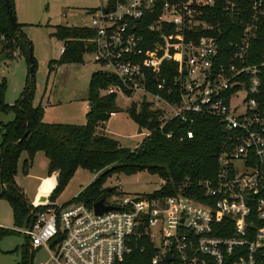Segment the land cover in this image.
Masks as SVG:
<instances>
[{"label":"built area","instance_id":"2783aa9c","mask_svg":"<svg viewBox=\"0 0 264 264\" xmlns=\"http://www.w3.org/2000/svg\"><path fill=\"white\" fill-rule=\"evenodd\" d=\"M89 13L86 53L119 79L101 93H142L163 124L217 118L219 168L200 182L206 202L127 195L96 213L44 201L23 230L33 253L45 250L40 264H118L144 236L151 264H264V0H103Z\"/></svg>","mask_w":264,"mask_h":264},{"label":"trees","instance_id":"16d2710c","mask_svg":"<svg viewBox=\"0 0 264 264\" xmlns=\"http://www.w3.org/2000/svg\"><path fill=\"white\" fill-rule=\"evenodd\" d=\"M10 3L16 17L15 0H10ZM0 33L11 40V43L14 42L15 47L27 53V62L30 65L29 51L32 42L23 30V23L18 22L17 29L13 28L5 0H0ZM152 34L147 33L149 36H153ZM55 35L66 44L60 63H81L90 49L86 39L92 37L94 31L83 26L73 28L59 25ZM69 37L73 39L67 41ZM224 43L230 44V40L225 37ZM168 66L174 68L175 63L164 64V75L167 74ZM172 75L168 74V77L171 78ZM118 82V78L102 70L92 74L88 94L89 111L83 124L45 121L44 107L35 106L33 103V80L27 79L14 104L5 101L8 81L3 79L0 82V113L15 114L13 120L0 122V197L10 202L15 216L25 218L27 225L33 219L32 209L43 210L44 207H34L29 203L17 183L19 160L24 151L28 153V158L24 161L26 171L34 155L43 151L49 160L48 175L57 173V184L48 194L47 201L51 203L57 199L79 168L94 174L101 171V174L72 203L85 202L92 207L101 198L106 201L109 193L115 191V188L103 187L111 172L133 174L139 171L158 175L163 181L159 190L147 194L149 197L181 193L203 202L207 201L205 189L200 182L203 179H215L218 172V156L223 139L220 121L213 116L196 115L191 122L175 118L163 124V111L152 109L148 102L143 103L141 108L134 105L128 109L129 115L150 134L132 150L106 133L98 132V127L109 120L111 113L120 110L116 104L117 94L104 95L101 90ZM150 89L155 90L154 84ZM141 109H144L143 114H140ZM26 130L29 133L23 138ZM188 132H192L191 137ZM169 133L172 136L169 137ZM9 232L0 228V238ZM139 244V247L134 248L118 264H151L154 248L149 238L142 237ZM142 247L144 251H141ZM33 257L34 253L27 242L17 264H32Z\"/></svg>","mask_w":264,"mask_h":264},{"label":"rangeland","instance_id":"374dc122","mask_svg":"<svg viewBox=\"0 0 264 264\" xmlns=\"http://www.w3.org/2000/svg\"><path fill=\"white\" fill-rule=\"evenodd\" d=\"M103 0H15L17 22L23 23V30L32 42L35 60L34 76L30 75V65L27 53L11 40H0V82L8 81L5 90V101L14 104L22 93L27 79L34 81L35 106L44 107V119L47 122L85 123V115L89 111V88L91 76L102 70L92 55L86 53L81 63H60L61 48L65 41L55 35L57 26L64 25L76 28L83 26L90 17L89 10L97 8ZM69 37L67 41L72 40ZM105 92V91H104ZM150 98L142 93L131 96L118 94L116 104L120 109L109 120L98 127V132H104L130 149L139 146L147 136L138 133L139 124L129 115L132 106L141 108L143 103H149ZM13 112L0 113V122L13 120ZM28 158L26 151L22 152L16 180L23 189L25 198L33 206L45 201L53 187V178L48 175L49 160L43 151H38L30 162L28 171L24 161ZM101 174H94L79 168L70 182L53 202L67 206L93 180ZM162 179L148 171L133 174L111 172L104 188H115L110 192L106 202L120 204L127 195H147L162 186ZM49 201V200H48ZM25 218L15 216L14 208L6 198L0 197V228L10 231L0 238V264H17L21 259L23 246L28 242L23 230L27 227ZM155 245L161 247L159 237ZM45 250L34 253L32 264H40L46 260Z\"/></svg>","mask_w":264,"mask_h":264},{"label":"water","instance_id":"95a60500","mask_svg":"<svg viewBox=\"0 0 264 264\" xmlns=\"http://www.w3.org/2000/svg\"><path fill=\"white\" fill-rule=\"evenodd\" d=\"M5 2H6V7H7V10H8L9 17H10L11 23L13 25V28L17 29L18 22H17V19H16L15 15H14L10 0H5ZM29 61H30L29 71H30V75L32 76L34 74V56H33V48L32 47H30V51H29ZM143 112H144V109H141L140 114H143ZM28 133H29V130H26L23 138H25ZM138 133L139 134H143L144 133V128L141 125H139ZM47 199H48V196H46L45 201H47ZM93 207H94V210H95L96 213H102V212L107 211V210L117 209V206L106 204L104 198H101L100 200L96 201L93 204ZM28 244H29L30 249H31L30 241L28 242ZM166 260L167 261L171 260L170 252L168 253V255L166 257Z\"/></svg>","mask_w":264,"mask_h":264},{"label":"crops","instance_id":"0c3cea01","mask_svg":"<svg viewBox=\"0 0 264 264\" xmlns=\"http://www.w3.org/2000/svg\"><path fill=\"white\" fill-rule=\"evenodd\" d=\"M52 178H53V187H52V189L50 190V193H51V191L53 190V188L56 186V184H57V173H55L54 175H52ZM49 193V194H50Z\"/></svg>","mask_w":264,"mask_h":264}]
</instances>
